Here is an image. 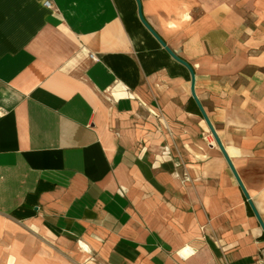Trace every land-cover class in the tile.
<instances>
[{
    "label": "crops",
    "instance_id": "1",
    "mask_svg": "<svg viewBox=\"0 0 264 264\" xmlns=\"http://www.w3.org/2000/svg\"><path fill=\"white\" fill-rule=\"evenodd\" d=\"M46 1L0 0V264H264L190 72L136 0ZM141 1L264 220V0Z\"/></svg>",
    "mask_w": 264,
    "mask_h": 264
},
{
    "label": "water",
    "instance_id": "2",
    "mask_svg": "<svg viewBox=\"0 0 264 264\" xmlns=\"http://www.w3.org/2000/svg\"><path fill=\"white\" fill-rule=\"evenodd\" d=\"M136 5L138 6V14H139L140 20H142V22L145 24V26L148 28V30L151 32V34L155 35V37L161 43L163 48H165L166 51L169 52L170 55L175 60H177L178 62L184 64L188 68V70L190 72V76H191L190 90L192 92V97H193L196 105H198L199 110H200L203 118L206 120V123L208 125L209 131L214 135L215 141H216L218 147H220V149H221V151H222V153H223V155L225 157V160L229 163V166H230L233 174L235 175V177H236V179L238 181V185H239L240 189H242V191H243V193H244V195H245V197L247 199V202L250 204V207H251L255 217H257V219H258V221H259V223H260V225L262 227V231H264V220L261 217L259 211L257 210V208L255 206V203H253L248 190L245 188V185L242 182L240 175H238V173H237V170H236V168L234 166L233 161H231L230 156H229V154L226 151V148L222 144V141H221V139L219 137L218 132L216 131L211 119L208 117V114H207L203 104H201V102L199 100V97L197 96V93H196V90H195L196 76H195V70H194L193 66L191 65L190 62L185 60L183 57H180L179 55H177L172 48L167 46L166 42L163 40V38L160 36V34H158L156 32V30L150 25L148 20L145 19L144 13H143L142 1L141 0H136Z\"/></svg>",
    "mask_w": 264,
    "mask_h": 264
},
{
    "label": "built area",
    "instance_id": "3",
    "mask_svg": "<svg viewBox=\"0 0 264 264\" xmlns=\"http://www.w3.org/2000/svg\"><path fill=\"white\" fill-rule=\"evenodd\" d=\"M45 5H46V6H49V5H50L49 0H47V1L45 2ZM91 56H93V55H91ZM4 113H5V110L0 106V116H2ZM185 249L187 250V254H183L182 251H181V255H182V257H186V256L188 255V253H192V252L195 251V249H193V248H191V247H188V248H185Z\"/></svg>",
    "mask_w": 264,
    "mask_h": 264
},
{
    "label": "bare ground",
    "instance_id": "4",
    "mask_svg": "<svg viewBox=\"0 0 264 264\" xmlns=\"http://www.w3.org/2000/svg\"><path fill=\"white\" fill-rule=\"evenodd\" d=\"M79 244H80V246H81L84 250L88 251V246H87L84 242L80 241ZM182 253H183V254H187V250H186V249H183V250H182Z\"/></svg>",
    "mask_w": 264,
    "mask_h": 264
},
{
    "label": "rangeland",
    "instance_id": "5",
    "mask_svg": "<svg viewBox=\"0 0 264 264\" xmlns=\"http://www.w3.org/2000/svg\"><path fill=\"white\" fill-rule=\"evenodd\" d=\"M42 235L45 237V232L42 233ZM48 235H49V234H48ZM50 247H52V246H50ZM89 260H91V258L83 259V264H90V263H89ZM68 262H70V261H68ZM67 264H70V263H67ZM71 264H73V263L71 262Z\"/></svg>",
    "mask_w": 264,
    "mask_h": 264
}]
</instances>
